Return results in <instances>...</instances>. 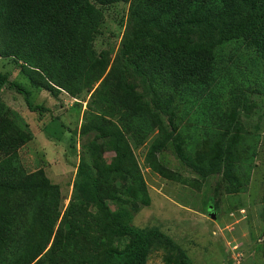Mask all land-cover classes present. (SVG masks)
<instances>
[{"label":"trees","instance_id":"obj_1","mask_svg":"<svg viewBox=\"0 0 264 264\" xmlns=\"http://www.w3.org/2000/svg\"><path fill=\"white\" fill-rule=\"evenodd\" d=\"M117 5L129 9L111 55L94 42ZM235 44L257 53L264 69V0H0V264H147L154 251L164 264H193L159 228L135 225L151 202L134 150L153 135L144 154L152 173L184 181L160 159L170 150L203 180L217 177L214 191L225 194L264 168L260 121L242 123L235 107L218 115L214 87ZM10 69L28 86L11 81ZM41 90L82 111L79 153L67 135L78 159L66 207L44 171L21 164L32 136L10 117L9 101L21 97L54 122L35 99ZM261 188L264 201V180Z\"/></svg>","mask_w":264,"mask_h":264},{"label":"rangeland","instance_id":"obj_2","mask_svg":"<svg viewBox=\"0 0 264 264\" xmlns=\"http://www.w3.org/2000/svg\"><path fill=\"white\" fill-rule=\"evenodd\" d=\"M128 9L129 5H117L104 12L101 35L94 42L97 51L110 47L113 49L111 55L117 52L123 31L119 24L126 21ZM258 57L253 50H245L238 44L230 47L229 52L226 50L225 67L221 74L227 73L220 78L214 92H217L220 103L218 115H227L235 107L242 123L253 126L260 121V136L264 141V69L258 68ZM10 71L11 81L28 86L27 80L19 77L17 70ZM35 99L50 109L54 122L48 116L42 118L27 111L21 97L16 102L9 101L13 113L10 117L32 136L31 141L19 150L20 161L27 172L44 171L50 181L60 187L62 205L66 207L75 177L72 163L78 159V154L73 158L69 151L67 135L74 139L72 142L79 153L81 139L77 132L82 123V111L74 103L75 100L65 94L55 97L41 90ZM250 103H253L252 107ZM84 108L85 104L82 110ZM46 130L55 135L48 137ZM153 137L151 135L146 143L134 150L151 202L135 216V225L159 228L181 245L193 264H264V201L261 188L264 168L260 165V170L257 168L252 172L249 181L243 182L237 193L225 194L214 191L217 177L203 180L180 165L170 150H165L160 157L162 163L184 177L182 183L168 181L145 166L144 154ZM104 157L109 162L111 154L106 153ZM263 159V153H260L257 163L260 164ZM214 202L216 208L212 207ZM210 213L215 218H211ZM162 258V252L154 251L146 263L164 264Z\"/></svg>","mask_w":264,"mask_h":264},{"label":"water","instance_id":"obj_3","mask_svg":"<svg viewBox=\"0 0 264 264\" xmlns=\"http://www.w3.org/2000/svg\"><path fill=\"white\" fill-rule=\"evenodd\" d=\"M210 217H211V218H215V216H214L213 213H210Z\"/></svg>","mask_w":264,"mask_h":264}]
</instances>
